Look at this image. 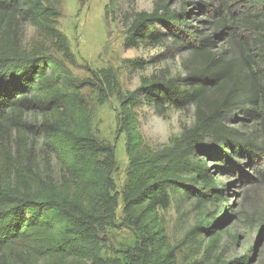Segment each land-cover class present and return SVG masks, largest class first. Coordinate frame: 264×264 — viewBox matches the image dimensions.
<instances>
[{
	"label": "trees",
	"instance_id": "1",
	"mask_svg": "<svg viewBox=\"0 0 264 264\" xmlns=\"http://www.w3.org/2000/svg\"><path fill=\"white\" fill-rule=\"evenodd\" d=\"M61 5L62 0H0V264H178L160 211L178 196L191 195L203 205L222 202L226 190L218 189L203 158L218 162L223 155L264 154V9L252 28L255 54L248 58V70L241 66L245 59L227 61L213 53L206 37L185 43L183 77L141 79L142 104L157 113L194 108L193 126L171 146L159 153L146 150L135 127L138 105L132 98L123 103L129 166L117 219L115 149L90 135L79 92L90 83H79L65 62L39 47L22 48L24 24H29L73 64L57 28ZM157 14L134 15L127 48L163 42L166 35L155 23H182ZM228 118L254 128L242 131ZM203 220L194 230L209 234L213 246L220 224L208 215ZM118 227L139 240L122 260H105L106 229ZM195 236L191 230L184 241Z\"/></svg>",
	"mask_w": 264,
	"mask_h": 264
},
{
	"label": "rangeland",
	"instance_id": "2",
	"mask_svg": "<svg viewBox=\"0 0 264 264\" xmlns=\"http://www.w3.org/2000/svg\"><path fill=\"white\" fill-rule=\"evenodd\" d=\"M263 9L264 0H85L83 4L62 0L57 28L66 37L72 65L34 27L24 24L22 48L39 47L45 55L65 62L79 83H90L79 92L90 135L115 149L117 169L112 176V195L117 219L121 218L129 166L123 103L132 98L138 105L134 109L135 127L146 150L159 153L171 146L184 128L193 126L194 108L157 113L142 104L141 79L155 75L183 77L188 64L185 43L206 37L211 39L213 53L227 61L245 59L241 66L248 70V58L255 54L252 28ZM141 12L174 16L182 23H155L159 33L166 35L163 42L127 48L129 26L134 15ZM138 61L142 64H136ZM226 122L246 132L254 128L250 122L238 124L236 118ZM203 160L218 189L226 190L222 202L207 201L203 205L191 195L178 196L159 213L178 264L228 263L240 258L247 264H264V154L234 159L223 155L218 162ZM53 170L57 174L56 163ZM203 215L220 224L214 229L213 236L219 238L213 246H209V234L194 230L204 221ZM191 230L195 241H184ZM106 233L105 260H122L139 240V235L122 227L107 228Z\"/></svg>",
	"mask_w": 264,
	"mask_h": 264
}]
</instances>
